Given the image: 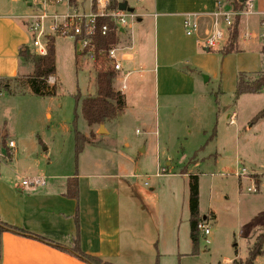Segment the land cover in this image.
I'll return each instance as SVG.
<instances>
[{
	"label": "rangeland",
	"instance_id": "1",
	"mask_svg": "<svg viewBox=\"0 0 264 264\" xmlns=\"http://www.w3.org/2000/svg\"><path fill=\"white\" fill-rule=\"evenodd\" d=\"M90 1L76 0L74 9L64 0L50 6L49 11L59 16L72 15L76 11L88 13ZM124 1L137 10L138 2ZM29 11L32 15L39 13L40 7L31 6ZM129 21L136 24V18ZM53 38L56 96L31 94L9 98L6 93L1 98V122L6 125L5 132L17 142L15 168L33 171L48 182L51 181L48 179L50 172L67 173L63 167L67 163L70 165L68 172L73 175L79 170L80 173L103 175L116 173L118 166L119 170L128 169L134 177L127 181L133 185L139 202L145 207L144 213L152 219L154 230L151 234L154 242L158 243V250L153 249L155 254L152 259H146V264H156L157 259L158 264H225V259L235 258L236 250L238 258L245 261L248 233L244 231L241 220L240 223L235 221L231 214L232 203L235 205L231 189L235 184L232 174L241 166L260 167L264 163V118L251 123L264 110V90L256 95L235 96L238 74L251 70L254 65L252 54L222 55L218 51L224 40H220L213 51L204 52L197 59L205 71L196 70L203 84L202 89L196 88L193 98L183 96L169 100L157 119L153 100H147L143 94L138 97L130 95L128 91L127 99L129 96L130 99L126 114L108 123L107 134L94 138L95 127L89 130L81 117L80 107L76 109L74 103L77 92L82 98L96 95V67L92 56L89 53L83 57L81 68L76 67V71L75 54L81 51L80 44L70 36ZM133 46L136 56L143 57L142 43L135 41ZM29 52L37 54L31 41ZM144 76L149 77V74ZM257 76L247 75L246 78L252 81ZM22 85L16 89L12 86L16 94H25L24 87L28 86ZM6 99L10 103H5ZM75 109L77 130L89 139L78 155L74 144ZM232 114H235L234 123L230 124L229 116ZM157 145L160 155L156 151ZM144 146L146 151L142 153L140 150ZM5 152L3 149L2 153L7 157ZM129 159L135 162L134 165L127 164ZM166 163H170L172 169L161 177H155L157 170L166 167ZM184 171L186 176L182 175ZM192 175L198 180L199 214H204L213 205L217 215L216 220L209 217L210 245L206 246L202 239L197 255H191L189 224ZM225 196L231 198L226 201ZM261 237L264 236L257 235L255 240ZM242 260L235 261L244 263ZM258 264H264V256L259 258Z\"/></svg>",
	"mask_w": 264,
	"mask_h": 264
},
{
	"label": "crops",
	"instance_id": "2",
	"mask_svg": "<svg viewBox=\"0 0 264 264\" xmlns=\"http://www.w3.org/2000/svg\"><path fill=\"white\" fill-rule=\"evenodd\" d=\"M232 1L142 0L136 4L137 10L132 8L136 15V24L129 21V27L120 29V32L123 45L133 47V56L129 57L130 60L122 62L114 85L115 90L120 92L124 99L125 105L121 116L126 114V109L129 107L128 91L130 95L135 94L138 97L143 94L148 98L147 100L151 102L153 100L156 118L159 119L160 111L165 110L169 100L183 96L190 99L193 98L196 88L202 89L203 83L196 75V70H205L198 64L197 59L204 52L213 51L202 47L214 30L222 31L223 26H225V31L223 30V43H225L227 27L223 17L217 14L231 12ZM245 1H250L252 8L246 15H241L238 54L248 52L252 54L254 65L251 70L242 72L254 76L264 72V37H261L264 25V0ZM29 7L31 6L28 0H0V108L1 98L6 93L9 98H18L20 95L31 96V92L26 87H24L25 94H16L13 89L21 84L24 86L22 82L33 72L32 64L24 62L19 56L23 46H30L31 36L25 22V18L30 15ZM76 7L77 5L74 8ZM186 14L196 15L199 25L198 31L192 36L184 34L182 25ZM246 33H249L250 37L244 40L242 35ZM135 41H140L144 46L143 57H137L134 53ZM190 66L194 68L191 69ZM136 73L139 76L134 77ZM142 74H149V77ZM206 80L208 81V78ZM10 81L14 85L10 84ZM48 83L50 87H55L54 94L50 95V98H54L57 93L55 75L49 78ZM5 101L10 103L9 99ZM233 115L235 117V114L229 116L230 124L234 123V120L231 123ZM121 116L104 123L103 134L97 133L100 125L89 127V130L95 127L94 138L97 135L107 134L108 123L116 121ZM47 117L50 118L51 115L48 114ZM5 130L6 125L1 122L0 116V220L2 222L47 239L60 247L71 248L77 236L76 219H78L79 246L83 253L98 257L110 264H146L147 258L152 259L155 254L152 251L158 250V243L154 242V235L151 234L154 230L152 219L144 213L145 207L139 202L133 185L127 181L134 177L130 170H119L118 166L116 173L102 175L85 173V171L80 173L79 170L73 175L68 172L70 165L67 163L63 166L67 173L50 172L48 179L51 181L48 182L45 177L36 176L33 171L15 168L14 163L18 156L17 142ZM9 142L14 143V148L8 146ZM3 149L7 157H4ZM140 151L145 153L146 146ZM156 151L160 155L159 145L156 146ZM134 163L132 159L127 161V164L134 165ZM157 168H159L158 163ZM160 169H165L167 174L168 169L172 167L170 163H166V167ZM183 173L182 175H187L185 171ZM219 176L223 178L222 174ZM32 178L43 180L44 185L37 187L22 185L23 181ZM71 178L77 181V198L66 196L67 181ZM247 184L245 180L235 179L234 187L231 189V197H234L235 205L232 203L231 214L235 221L240 223L241 220L244 231L248 233L246 238H248L249 250L257 241L255 240L257 235L264 236V192L247 193L245 191ZM231 197L224 198L227 201ZM212 207L214 206L210 205L204 214L200 215L203 218L213 217L216 220L217 215ZM207 223L209 224V219ZM235 255L233 259H225V264L242 260L238 258L237 250ZM263 256L264 243L263 254L255 259L254 264H258L259 258ZM0 264L88 263L43 241L14 234L0 227Z\"/></svg>",
	"mask_w": 264,
	"mask_h": 264
},
{
	"label": "trees",
	"instance_id": "3",
	"mask_svg": "<svg viewBox=\"0 0 264 264\" xmlns=\"http://www.w3.org/2000/svg\"><path fill=\"white\" fill-rule=\"evenodd\" d=\"M76 0H69L70 5H74ZM244 3H239V0H233L231 3L232 12L238 13L245 9ZM118 7L116 0H113L111 8ZM108 27V31L105 36L98 34L95 37V50L91 53L92 62L96 67V95L93 97L82 98L81 94L77 92L74 96V103L76 109L80 107V113L82 119L85 121L87 126H98L103 125L106 122L114 120L123 114L124 110V99L123 95L116 91L114 88V81L117 77V72L114 71L109 65H107L106 55L99 54L100 50L104 53L110 49V47L117 45L121 42L120 30H116V26L110 22L107 18L98 19V26ZM240 26H241V16L235 15L232 17L231 25L227 27V40L223 47L218 51L222 55H228L239 52V36H240ZM55 39L53 37L48 38L46 44V54L41 56L29 52V46H23L19 51V56L26 63H31L33 66L32 74L24 80V85L28 86L31 94L37 97L50 96L54 94L55 87H50L48 85V79L53 77L56 73L55 65ZM88 55L87 51H82L76 55L75 66L81 68L83 57ZM76 68V71H77ZM246 73H239L237 77V84L235 90V96L239 97L244 94H260L264 90V72L258 74L257 78L249 81ZM75 109V116L73 120L74 127V144H75V154L78 155L82 152L88 138L77 130V112ZM264 116V111L259 112L251 121V123L256 122L258 119ZM94 134L91 132L90 137L93 138ZM192 181L190 183V196H189V210H190V239H191V255H197L199 252L200 241L203 239L197 225L202 222H207L208 217L203 218L199 214L198 206V180L197 176L192 175ZM66 196L70 198H77V181L71 178L67 181V191ZM0 227L3 230H7L11 233L18 235H25L33 237L37 240L43 241L61 251L69 252L71 255L87 262L88 264H110L108 262L102 261L100 258L87 255L80 250L78 229L79 223L76 219V229L77 236L74 239V243L71 248L60 247L59 245L44 239L42 237L33 235L23 229L16 228L12 225L4 223L0 220ZM263 243L264 237H261L255 242V244L248 250V257L244 263H237L233 261L232 264H254L257 257L263 254ZM158 264V259L156 260Z\"/></svg>",
	"mask_w": 264,
	"mask_h": 264
},
{
	"label": "built area",
	"instance_id": "4",
	"mask_svg": "<svg viewBox=\"0 0 264 264\" xmlns=\"http://www.w3.org/2000/svg\"><path fill=\"white\" fill-rule=\"evenodd\" d=\"M30 6L40 7V12L36 14H30L25 18L27 31L31 36V44L38 55L46 54V44L48 38L56 36H70L76 43H79L82 51H87L88 54L93 53L95 50V37L100 34L105 36L108 27L106 25L99 27L98 19L107 18L116 26V30L125 29L129 27V19L136 18L134 13L127 11H121L116 8H111L113 0H91L90 11L88 13L75 12L72 15L59 16L49 11V7L55 4H60L64 0H28ZM69 3V0H66ZM119 3L125 2L124 0H116ZM140 2L142 0H135ZM75 7V5H70ZM128 7V5H127ZM252 8L250 1L246 2L245 9L241 12H222L221 15L224 19L226 27L231 25L232 17L235 15H246L248 10ZM76 9V8H74ZM183 30L186 36L194 35L199 25L196 20V15L186 14L183 17ZM121 33V32H120ZM122 34L120 35V39ZM243 39L250 37L249 33L244 34ZM264 37V25L263 34ZM224 34L221 30L215 29L213 34L206 40L205 46L207 49L213 50L219 45V41L223 40ZM99 54H105L107 65L111 67L117 73L121 70L122 62L130 60L129 57L133 56V47L130 45H123L122 41L110 47L106 53L103 50L99 51ZM234 115L231 117V123H233ZM8 146L14 148V143L9 142ZM165 173V169H160L156 174L157 177ZM232 176L239 181H246L248 184L245 187V191L250 194H258L264 192V163L260 167L246 168L241 166ZM23 186L37 187L44 185V181L38 178H32L31 180L23 181ZM201 236L203 237L204 244L210 245L209 235L210 228L207 222H202L197 225Z\"/></svg>",
	"mask_w": 264,
	"mask_h": 264
},
{
	"label": "water",
	"instance_id": "5",
	"mask_svg": "<svg viewBox=\"0 0 264 264\" xmlns=\"http://www.w3.org/2000/svg\"><path fill=\"white\" fill-rule=\"evenodd\" d=\"M244 1H245V0H239V3H244ZM118 9L121 10V11H127V12H130V13L133 12V9H132V8L127 7V3H126V2L119 3V5H118ZM263 66H264V56H263ZM97 133H98V134H103V133H105L104 128H103V125H100V126H99V130H98Z\"/></svg>",
	"mask_w": 264,
	"mask_h": 264
}]
</instances>
